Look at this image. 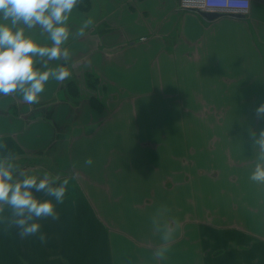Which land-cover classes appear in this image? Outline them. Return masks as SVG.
Returning a JSON list of instances; mask_svg holds the SVG:
<instances>
[{
    "label": "crops",
    "instance_id": "crops-1",
    "mask_svg": "<svg viewBox=\"0 0 264 264\" xmlns=\"http://www.w3.org/2000/svg\"><path fill=\"white\" fill-rule=\"evenodd\" d=\"M88 18L67 45L69 79L50 80L38 104L0 97V135L21 167L77 176L59 220L40 221L46 243L0 225V264H264V185L249 179L264 0L214 19L178 0H83L72 32ZM162 206L181 226L154 260Z\"/></svg>",
    "mask_w": 264,
    "mask_h": 264
},
{
    "label": "clouds",
    "instance_id": "clouds-1",
    "mask_svg": "<svg viewBox=\"0 0 264 264\" xmlns=\"http://www.w3.org/2000/svg\"><path fill=\"white\" fill-rule=\"evenodd\" d=\"M240 2L247 6L249 0ZM82 3L83 0H0V97L19 95L28 105L38 104L50 80L63 83L71 77L66 66L72 60L68 42L83 36L94 24L92 18L85 19L72 32L70 17ZM34 29H39L41 35L46 34L50 44H41L30 34ZM52 61L62 63L52 67ZM255 111L258 117L264 118V104ZM250 140L257 151L249 179L264 185V130L258 137L251 133ZM18 159L0 135V225L17 229L20 239L36 237L46 243L48 237L41 231L40 221L59 220L57 205L65 202L70 181L77 176L61 179L48 171L42 175L30 173L21 167ZM84 164L90 167L92 158H87ZM36 193H41L43 198ZM167 212L162 206L152 217L153 229L160 236V245L152 253L154 260L166 258L181 226L179 220L169 222Z\"/></svg>",
    "mask_w": 264,
    "mask_h": 264
},
{
    "label": "built area",
    "instance_id": "built-area-1",
    "mask_svg": "<svg viewBox=\"0 0 264 264\" xmlns=\"http://www.w3.org/2000/svg\"><path fill=\"white\" fill-rule=\"evenodd\" d=\"M178 2L179 7L183 10L242 16L249 15L252 6V0H249L247 6L241 3L240 0H232L231 3L227 4L224 0H178Z\"/></svg>",
    "mask_w": 264,
    "mask_h": 264
},
{
    "label": "water",
    "instance_id": "water-1",
    "mask_svg": "<svg viewBox=\"0 0 264 264\" xmlns=\"http://www.w3.org/2000/svg\"><path fill=\"white\" fill-rule=\"evenodd\" d=\"M201 14L207 19H214L218 17L219 15L218 13H215V12H203ZM239 16H242V15H239Z\"/></svg>",
    "mask_w": 264,
    "mask_h": 264
},
{
    "label": "rangeland",
    "instance_id": "rangeland-1",
    "mask_svg": "<svg viewBox=\"0 0 264 264\" xmlns=\"http://www.w3.org/2000/svg\"><path fill=\"white\" fill-rule=\"evenodd\" d=\"M223 112L225 113L226 111L223 110ZM228 112V111H227Z\"/></svg>",
    "mask_w": 264,
    "mask_h": 264
}]
</instances>
